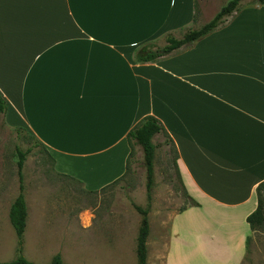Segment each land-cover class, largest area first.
Here are the masks:
<instances>
[{"label":"crops","instance_id":"obj_1","mask_svg":"<svg viewBox=\"0 0 264 264\" xmlns=\"http://www.w3.org/2000/svg\"><path fill=\"white\" fill-rule=\"evenodd\" d=\"M196 11L197 0H0V118L42 144L68 188L24 195L26 261L119 264L135 219L117 205L61 199L101 197L126 172L129 132L153 116L175 144L182 187L200 206L173 216L163 254L161 242L152 254L148 247L147 264H243L254 233L247 218L264 182V6L157 62L135 59L144 46L163 47ZM3 181L7 263L17 259L10 210L19 189Z\"/></svg>","mask_w":264,"mask_h":264},{"label":"rangeland","instance_id":"obj_2","mask_svg":"<svg viewBox=\"0 0 264 264\" xmlns=\"http://www.w3.org/2000/svg\"><path fill=\"white\" fill-rule=\"evenodd\" d=\"M229 1L231 0H197V17L178 30L174 34L175 38L181 39L189 30L200 29L210 22L216 13L223 6L227 5ZM253 5L259 4L254 0L243 1L238 11L228 17L219 29L227 27L242 10L252 8ZM154 141L159 147L154 161L155 186L152 192L151 203L147 199L146 170L140 146H136L135 148V154L132 158L131 169L128 175L124 180L108 188L106 192H103L101 197H85L78 192L76 194L69 193L70 195L67 194L65 198L61 199L63 204L72 207L117 205L121 211V217L128 218L130 223H133L135 219L134 234L132 235L130 231L127 242L125 241L120 246L119 264H137L136 236L141 216L135 209V206L142 208L151 206L149 213L151 232L148 238V247L150 254H152V246L161 242L163 254L173 216L189 205V199L184 192L174 164V153L170 150L169 146L164 144L163 136L156 137ZM17 149L22 151L31 149L28 152L23 169L24 195L27 193L30 200H33V196L37 191H68L67 182L60 180L56 176L51 159L48 157L47 152L40 145L36 144V140L31 139L27 132L20 133L15 129H9L0 118V176L3 177L6 187L13 186V188L19 189ZM131 229L133 228L130 227L129 230ZM6 237L9 243L11 238L9 235ZM11 241L17 244V236L15 234H13ZM4 248L5 253L0 255L9 258L10 254H12L10 252V249L12 251V246L8 244ZM13 256L15 258L22 256L17 251V245L16 254ZM243 264H264V224L254 231Z\"/></svg>","mask_w":264,"mask_h":264},{"label":"trees","instance_id":"obj_3","mask_svg":"<svg viewBox=\"0 0 264 264\" xmlns=\"http://www.w3.org/2000/svg\"><path fill=\"white\" fill-rule=\"evenodd\" d=\"M243 1L245 0L229 1L227 5L223 6L220 9V11L215 15V17L210 22L202 26L200 29L189 30L181 39L169 35L168 37H166V44L163 47H155V45L152 44L142 47L141 49L136 51V56H135L136 62L138 63L157 62L160 59L171 56L182 49L190 48L197 41L217 31L222 26V24L227 20L228 17L232 16L238 11L239 6ZM254 1H256L257 4L264 6V0H254ZM6 110H7V103L5 99L0 95V117L5 114ZM18 131L20 132L21 130L18 129ZM158 136L164 137V144L169 146L170 150L174 153V164L178 172V167H177L178 152L173 140L167 133L163 124L157 118L153 116H147L143 118L135 126V128L132 129L128 134L127 138L130 144L131 151L127 160L126 172L123 177H121L118 181L114 183V185L119 183L120 181L124 180V178L128 175L131 169L132 158L135 154V148L136 146H140L143 152L144 167L146 170V189H147V199L149 203H151L152 201V192L155 186L154 161L159 146L155 143L154 140ZM30 138L36 140L34 137L30 136ZM36 144L40 145L44 149L42 144L39 143L38 141H36ZM30 150L31 149H28L27 151H22L20 149H17L19 194L10 210V221L16 232L17 251L20 254L22 253L23 250L24 232L26 229V222H27V204L24 196L23 169H24L26 157L28 155V152H30ZM48 157L51 158L49 154ZM178 176L180 178L179 172H178ZM184 192L186 193L185 189ZM256 192L258 197V208L247 218V222L249 223L253 231H255L259 227H262V225L264 224V209H263L264 182L259 184ZM187 198L189 199L188 206H195V207L200 206L194 199L190 198L188 195ZM150 208H151L150 205L147 208L135 206V209L141 216L140 226L136 240L137 264H147V260H148V238L151 232L150 223H149ZM185 209L186 207L183 208L181 211ZM248 245H249V240H248ZM0 264H32V263L26 261L22 256H20L14 261L7 263H0ZM51 264H63L61 256L56 255L52 259Z\"/></svg>","mask_w":264,"mask_h":264}]
</instances>
